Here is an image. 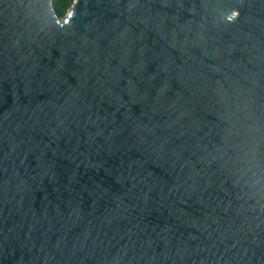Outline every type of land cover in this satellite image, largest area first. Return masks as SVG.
Returning <instances> with one entry per match:
<instances>
[{"label": "water", "instance_id": "water-1", "mask_svg": "<svg viewBox=\"0 0 264 264\" xmlns=\"http://www.w3.org/2000/svg\"><path fill=\"white\" fill-rule=\"evenodd\" d=\"M0 264H264V0H0Z\"/></svg>", "mask_w": 264, "mask_h": 264}, {"label": "trees", "instance_id": "trees-1", "mask_svg": "<svg viewBox=\"0 0 264 264\" xmlns=\"http://www.w3.org/2000/svg\"><path fill=\"white\" fill-rule=\"evenodd\" d=\"M73 2L74 0H53V7L61 17H64Z\"/></svg>", "mask_w": 264, "mask_h": 264}]
</instances>
